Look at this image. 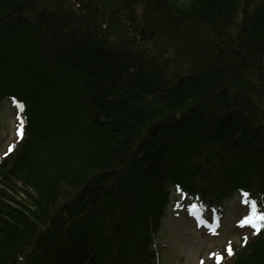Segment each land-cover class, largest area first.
I'll list each match as a JSON object with an SVG mask.
<instances>
[{"label":"trees","instance_id":"obj_1","mask_svg":"<svg viewBox=\"0 0 264 264\" xmlns=\"http://www.w3.org/2000/svg\"><path fill=\"white\" fill-rule=\"evenodd\" d=\"M7 98L0 264H156L171 188L264 218V0H0ZM249 221L212 264H264Z\"/></svg>","mask_w":264,"mask_h":264},{"label":"rangeland","instance_id":"obj_2","mask_svg":"<svg viewBox=\"0 0 264 264\" xmlns=\"http://www.w3.org/2000/svg\"><path fill=\"white\" fill-rule=\"evenodd\" d=\"M14 109L5 102L0 105V153L14 138L13 125ZM174 197V193H172ZM180 199V195L175 196ZM237 197L225 202L226 214L219 221V227L213 230L194 226L185 218L183 209H173L171 204L168 212L162 219V225L157 236L160 245L159 264H198L216 253L217 248H222L230 239L238 238L240 227H235L234 219L237 216ZM187 216L189 214L187 213Z\"/></svg>","mask_w":264,"mask_h":264}]
</instances>
